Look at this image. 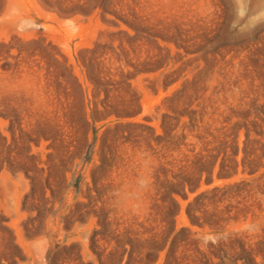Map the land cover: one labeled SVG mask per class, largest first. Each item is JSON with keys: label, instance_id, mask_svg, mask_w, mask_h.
I'll return each instance as SVG.
<instances>
[{"label": "rangeland", "instance_id": "rangeland-1", "mask_svg": "<svg viewBox=\"0 0 264 264\" xmlns=\"http://www.w3.org/2000/svg\"><path fill=\"white\" fill-rule=\"evenodd\" d=\"M0 264H264V0H0Z\"/></svg>", "mask_w": 264, "mask_h": 264}]
</instances>
